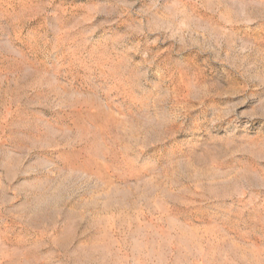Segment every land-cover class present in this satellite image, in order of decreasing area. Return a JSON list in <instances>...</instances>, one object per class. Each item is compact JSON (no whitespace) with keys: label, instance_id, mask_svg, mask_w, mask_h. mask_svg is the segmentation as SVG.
<instances>
[{"label":"rangeland","instance_id":"374dc122","mask_svg":"<svg viewBox=\"0 0 264 264\" xmlns=\"http://www.w3.org/2000/svg\"><path fill=\"white\" fill-rule=\"evenodd\" d=\"M0 264H264V0H0Z\"/></svg>","mask_w":264,"mask_h":264}]
</instances>
